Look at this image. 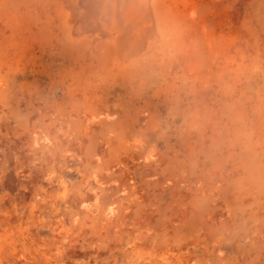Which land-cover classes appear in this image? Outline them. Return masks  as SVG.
Instances as JSON below:
<instances>
[{"label": "rangeland", "instance_id": "1", "mask_svg": "<svg viewBox=\"0 0 264 264\" xmlns=\"http://www.w3.org/2000/svg\"><path fill=\"white\" fill-rule=\"evenodd\" d=\"M0 264H264V0H0Z\"/></svg>", "mask_w": 264, "mask_h": 264}]
</instances>
